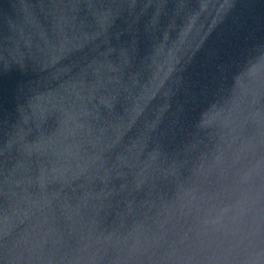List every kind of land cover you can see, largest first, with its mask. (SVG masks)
Returning a JSON list of instances; mask_svg holds the SVG:
<instances>
[{"label":"water","instance_id":"95a60500","mask_svg":"<svg viewBox=\"0 0 264 264\" xmlns=\"http://www.w3.org/2000/svg\"><path fill=\"white\" fill-rule=\"evenodd\" d=\"M0 264H264V0H0Z\"/></svg>","mask_w":264,"mask_h":264}]
</instances>
